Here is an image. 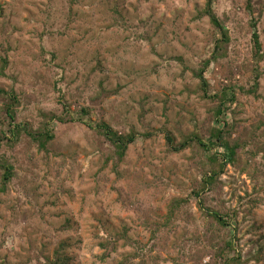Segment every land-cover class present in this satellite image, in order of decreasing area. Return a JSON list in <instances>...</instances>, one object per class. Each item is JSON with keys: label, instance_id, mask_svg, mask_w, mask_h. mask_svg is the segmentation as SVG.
Wrapping results in <instances>:
<instances>
[{"label": "rangeland", "instance_id": "1", "mask_svg": "<svg viewBox=\"0 0 264 264\" xmlns=\"http://www.w3.org/2000/svg\"><path fill=\"white\" fill-rule=\"evenodd\" d=\"M205 7L0 0V264H223L226 242L248 264H264V0H215L229 35L218 54ZM224 89L237 102L221 121L240 149L203 201L236 214L226 231L192 196L204 152L167 144L168 135L175 145L197 133L208 139ZM101 123L136 134L122 159Z\"/></svg>", "mask_w": 264, "mask_h": 264}, {"label": "trees", "instance_id": "2", "mask_svg": "<svg viewBox=\"0 0 264 264\" xmlns=\"http://www.w3.org/2000/svg\"><path fill=\"white\" fill-rule=\"evenodd\" d=\"M252 1V0H250ZM214 2L215 0H206V7L201 14V16H207L210 19L211 24L213 25L214 30L220 35V39L215 43V49L214 53L218 54L220 52H223V46L229 42V35L228 31L225 28V26L221 23L219 18L214 13ZM249 11H251V3H248L247 6ZM253 28V35H252V41H253V49H254V57L257 61L262 60V45L260 41V36L257 31V23L252 24ZM211 59V58H210ZM212 60V59H211ZM7 61H5V64ZM204 68L208 67V63L204 64ZM197 77L199 78L201 82V89L203 92H206L209 88V85L205 79V72L204 70H199L197 73ZM7 97V96H6ZM9 99V98H8ZM16 103V98L13 99ZM11 101V99H9ZM12 102V101H11ZM236 95L234 92H229V89H224L222 92V96H220V105L215 110V116L217 121V127L212 128L208 131V139H205L204 134H193L191 136H188L187 138L184 137L179 145H175L174 139L172 136H167V144L169 147H171L175 151H184L185 149H188L190 146H198L200 151L204 152L205 159H204V171L203 179L200 183V186L197 190L193 191V195L198 200L197 206L201 211H204L205 216L207 218H211L214 220V222L217 224V226L220 227L221 230L226 231L228 229H231V225L227 223L226 219H228L229 216L235 217V213H229L227 211L216 212V211H210L206 210L205 204L203 201V197L207 193H213L215 190H217L219 185V180L221 177L225 174L226 169L228 166H235L237 162V152L240 149V146L238 142L233 141L230 143V136L226 135L227 130L230 128L229 125L221 121V118L224 117V111L226 110H232V107L236 105ZM12 103L10 104L7 114L10 119L9 123V134H12L14 137V133L16 132L17 126L13 125L15 116L11 108ZM100 131L103 134V136L109 141V143L115 148L116 153L118 155L119 159H122L126 151L128 150L129 146L135 142L136 134L131 133L128 135L120 134L116 131H114L109 125L106 123H101L99 125ZM2 132H0V141L3 139H6V136L1 135ZM149 136H152V132H148ZM228 134V133H227ZM3 136V137H1ZM45 136V137H44ZM41 137L46 140L49 139L48 133L41 134ZM9 140V139H8ZM220 150V152H218ZM215 151V152H214ZM12 176V169H4L3 178L4 182H8ZM187 201H181L180 203H175V208L169 213L170 220L174 214L175 210L178 208H181L182 204H186ZM227 236V235H226ZM113 245L109 243V246L106 244L103 245L105 247V250H108V247H112ZM219 257L223 260V264H248V262L243 261L240 255H238V252L235 250L234 246L231 244V242H226L224 244V247L221 249V252L219 253ZM52 264H66V262L60 261V259L55 260Z\"/></svg>", "mask_w": 264, "mask_h": 264}]
</instances>
